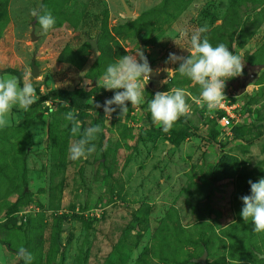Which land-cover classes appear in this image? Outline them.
<instances>
[{"label": "rangeland", "instance_id": "obj_1", "mask_svg": "<svg viewBox=\"0 0 264 264\" xmlns=\"http://www.w3.org/2000/svg\"><path fill=\"white\" fill-rule=\"evenodd\" d=\"M40 5L56 19L47 33L30 14ZM204 25L213 46L245 53L243 74L211 113L193 100L199 86L167 62L190 55ZM140 49L160 79L145 85L143 104L108 117L94 106L114 96L102 74ZM32 61L39 99L0 128V264H23L20 247L33 264H264V233L240 216L248 181L264 177V0H0V75L33 73ZM173 87L191 111L165 133L148 101ZM70 108L81 132L102 128L86 161L68 156L80 138Z\"/></svg>", "mask_w": 264, "mask_h": 264}, {"label": "clouds", "instance_id": "obj_2", "mask_svg": "<svg viewBox=\"0 0 264 264\" xmlns=\"http://www.w3.org/2000/svg\"><path fill=\"white\" fill-rule=\"evenodd\" d=\"M30 14L36 17L43 32L47 33L54 29L56 19L46 6L40 5L31 9ZM209 31L207 25L195 29L190 35L191 48L188 51L190 55L185 57L170 53L167 62L178 63L179 67L175 71L199 86V96L193 97V100L198 105L206 106L211 113L223 107L227 99L225 95L227 82L243 74L245 53L243 49L236 51L232 48L234 49L232 51L224 43L213 46L205 35ZM187 35L183 31L180 33L181 38ZM125 50L127 52V49ZM152 75L153 69L141 49L135 54L118 58L107 66L101 77L103 88L113 91L114 96L105 100L102 105L95 103L94 100L95 108H103L108 117L117 109L120 110L121 116L124 115L128 112L129 102L133 107L145 102V85ZM33 79V74L27 70L22 76L7 73L0 75V128L10 126L13 109L28 111L39 99ZM187 95L183 88L173 87L169 91L156 92L148 101L152 121L161 127L163 132L168 133L181 117H186L190 113L191 106L187 102ZM53 101L56 104L61 102L58 99ZM63 106L69 108L67 103ZM65 119L72 125L71 135L80 137L69 143V159L86 161L97 151L94 142L102 128L97 124L81 132V121L77 118L75 108H70L65 113ZM248 183L251 192L250 195L240 197L243 204L240 216L245 223L251 220L254 225L253 232L261 234L264 233V177L256 182L249 180ZM17 258L22 260L23 264H33L34 260L33 254L24 247L18 249Z\"/></svg>", "mask_w": 264, "mask_h": 264}, {"label": "water", "instance_id": "obj_3", "mask_svg": "<svg viewBox=\"0 0 264 264\" xmlns=\"http://www.w3.org/2000/svg\"><path fill=\"white\" fill-rule=\"evenodd\" d=\"M125 9H126V6H125ZM126 11H127V9H126ZM127 14L129 15V12H128V11H127ZM31 27H32V32H31V35H30V36H31V40L34 41V40H35L34 33H33L34 25L32 24ZM89 42H90V45H91V49H92V51H97L96 41H95V40H91V41H89ZM31 67H32V70H33V73H32V74H33V77H35V76L37 75L38 71H37V68H36V66H35V64H34V61L31 62ZM151 68H152V67H151ZM151 79H152V80H159V79H160V75H158V74L153 70V75H152ZM249 81H250V77L247 78L246 81L243 83L242 90L245 89V87H246V85H247V83H248ZM257 257H258L259 259H263V260H264V255L257 254ZM204 259H205V256L203 255L200 259H198V261H199L200 263H204Z\"/></svg>", "mask_w": 264, "mask_h": 264}, {"label": "built area", "instance_id": "obj_4", "mask_svg": "<svg viewBox=\"0 0 264 264\" xmlns=\"http://www.w3.org/2000/svg\"><path fill=\"white\" fill-rule=\"evenodd\" d=\"M224 110L227 113V117H222L220 124L222 128L227 129L230 127V118L233 116L231 115V111H230L231 109L225 108Z\"/></svg>", "mask_w": 264, "mask_h": 264}, {"label": "trees", "instance_id": "obj_5", "mask_svg": "<svg viewBox=\"0 0 264 264\" xmlns=\"http://www.w3.org/2000/svg\"><path fill=\"white\" fill-rule=\"evenodd\" d=\"M10 73L18 76V74L13 72V71H11ZM53 94H58V95L62 96L65 100H71L72 99V94L65 92V91H54ZM96 109H100V108H96ZM182 121L184 122V120H182Z\"/></svg>", "mask_w": 264, "mask_h": 264}]
</instances>
